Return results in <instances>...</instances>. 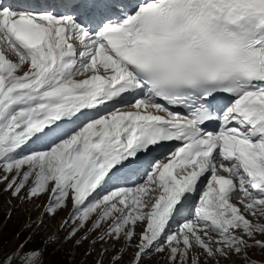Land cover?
Masks as SVG:
<instances>
[{
    "label": "snow or ice",
    "instance_id": "1",
    "mask_svg": "<svg viewBox=\"0 0 264 264\" xmlns=\"http://www.w3.org/2000/svg\"><path fill=\"white\" fill-rule=\"evenodd\" d=\"M0 184L100 264H264V0H0Z\"/></svg>",
    "mask_w": 264,
    "mask_h": 264
},
{
    "label": "rangeland",
    "instance_id": "2",
    "mask_svg": "<svg viewBox=\"0 0 264 264\" xmlns=\"http://www.w3.org/2000/svg\"><path fill=\"white\" fill-rule=\"evenodd\" d=\"M47 199L45 196L38 200L25 201L23 193L20 197H13L10 192L5 191V184H0V244L3 245L5 251L14 249L29 237L32 239L31 244L41 245L39 247L41 248L49 238L59 234V241L48 245L47 264H59L60 260L65 259V264H100L103 245H97L95 252L88 256L86 252L91 250L89 242L79 247H76L74 240L64 243L68 232L61 233L60 230L62 221L68 215V210L60 211L55 217L50 218L44 212ZM40 221L44 222L43 227L40 226ZM29 224L31 227L25 230ZM33 233L36 234L33 236ZM76 239H79V236ZM133 251L134 249L129 251L121 264H131ZM53 253L56 257L51 260ZM113 255L114 253H109L103 264H110ZM250 255L254 260L264 261V253H261L259 249L253 250ZM145 264H167L166 254L150 256L145 260ZM223 264H244V261L234 259V261H225Z\"/></svg>",
    "mask_w": 264,
    "mask_h": 264
},
{
    "label": "trees",
    "instance_id": "3",
    "mask_svg": "<svg viewBox=\"0 0 264 264\" xmlns=\"http://www.w3.org/2000/svg\"><path fill=\"white\" fill-rule=\"evenodd\" d=\"M41 245H35V244H31L30 247L31 248H34V249H37L39 248ZM56 257V254L53 253L52 256H51V260H53L54 258ZM66 262V259L64 261L60 260L59 264H65Z\"/></svg>",
    "mask_w": 264,
    "mask_h": 264
}]
</instances>
